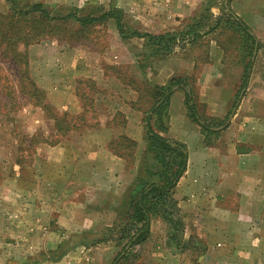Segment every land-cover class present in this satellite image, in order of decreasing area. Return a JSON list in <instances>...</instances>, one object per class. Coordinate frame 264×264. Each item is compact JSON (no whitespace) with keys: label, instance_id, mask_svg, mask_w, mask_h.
<instances>
[{"label":"crops","instance_id":"obj_1","mask_svg":"<svg viewBox=\"0 0 264 264\" xmlns=\"http://www.w3.org/2000/svg\"><path fill=\"white\" fill-rule=\"evenodd\" d=\"M166 1L184 4L200 0ZM50 2L31 3H42L51 9L47 4ZM70 12L80 17L101 15H81L77 8ZM140 13L142 18L149 17L151 26L138 32L174 34V29L161 20L167 19L169 12ZM227 14L245 22L260 41L245 88L243 61L210 58V67L217 69L204 66L195 74L196 59L186 57L181 59V66L191 63L192 69L186 71L169 64L161 80L157 79L160 86L174 78L188 84L174 88L160 120L165 129L158 126L157 115L152 122L158 133L185 145L188 162L164 206L166 212L152 214L148 238L135 245L145 264H264V59L257 58L259 53L264 56V0H231ZM180 16L184 19L183 14ZM111 20L114 19L97 24ZM70 21L82 28L75 19L61 22L67 25ZM181 31L187 35L190 28ZM134 38L139 42L133 50L140 55L146 48V39ZM84 51L83 47L67 44L60 35L28 47L30 76L60 114L80 116L92 106L97 112L93 124L72 129L56 143L44 139L35 147L29 141V146L36 148L31 163L22 165L12 158L0 162V252L2 256L7 253V259L21 260L20 264H45L34 262L33 256L39 245L49 243L52 218L63 238L82 231L98 235L123 225L129 210V191L141 173L148 145L147 109L139 103L136 91L107 74L105 62L133 63L138 69L146 64L138 63L137 55L130 61L112 60L109 52L97 49L90 51V59H86ZM84 79H90L99 92L89 96L90 106L79 93V82ZM187 89L194 101L197 96L209 99L206 109L210 110L204 115L196 100L205 119L222 120L232 110L227 123L215 127L213 134L202 130L190 117L185 102ZM43 111L32 102L22 108L21 113L28 119V137L36 136L47 122ZM118 116L124 119L118 123L119 128ZM123 136L136 143L134 163L112 150V143ZM111 240L110 237L101 241L103 245L90 247L79 242L54 264H72L76 260L87 264L88 254L90 264H95L98 251Z\"/></svg>","mask_w":264,"mask_h":264},{"label":"rangeland","instance_id":"obj_2","mask_svg":"<svg viewBox=\"0 0 264 264\" xmlns=\"http://www.w3.org/2000/svg\"><path fill=\"white\" fill-rule=\"evenodd\" d=\"M33 1L35 0H29V2L28 0H24V5L31 4ZM47 4L51 7L55 15H65L76 8L81 15L101 14L102 11L109 9V11L120 10L122 12L121 14L125 27L129 32L133 29L146 31L150 28L151 20L147 19L149 17L146 16H144V18L138 16V14H141L140 12L148 13L150 11H158L160 14H164V12L170 13L167 19L161 18V20H163L165 24L167 23V26L174 29L172 31H174L177 37L176 43L171 46L169 50H163L161 47H157V45H154V47L146 46L145 50H143L140 55L138 54L139 52L135 54L133 50L134 47H136V43L139 42L138 38L132 37L130 40H127L129 38H122L119 35L114 20L102 24H92L87 28H81L79 24L71 21L67 25L60 22L68 28L67 31H62V39L67 42V44L83 47L85 49L84 52H86V59H90V51L97 49L100 52H109L110 54L107 55H110L109 57H111L112 60H119V58H121L122 60L124 59V61H130V57L137 55L136 58L138 63L144 61L146 66L143 69L140 67V69L136 68L133 63H123L119 65L105 62V67L108 75L116 77L122 83L137 92V96H140L139 103L142 104L145 109L150 106V102L148 101L149 91L147 90L149 87H153L156 84L160 86V84L157 83V79L161 80L164 76L163 70L168 69L167 65H177L179 69L184 68V70L187 71L192 69L191 63H187V65H183L182 67L181 59L192 57L197 61L193 68L194 73L197 74L203 70L204 66L211 70L217 69L212 66L210 67L209 64H212L210 58L241 63L242 61L245 62L248 57V46L246 47L245 45L243 34L237 29L236 25L231 22L230 16L227 14V0H200L196 2L193 1L192 3L186 2L184 4L179 2H167L166 0H159V2H157V0H51V2ZM8 8V2L6 0H0V12H6ZM190 12L194 13L190 14ZM179 14H183L184 19ZM188 28H190L191 32L187 35H184V33L182 34L181 30H187ZM211 44H214L213 48H211ZM215 44L218 46L215 47ZM256 49H258V47ZM260 57L264 59V56H261L259 53L257 58L259 59ZM1 62L0 58V64L3 65L4 63ZM3 67L8 69V66L5 64ZM161 71H163V73L160 75L159 72ZM9 74L12 73L10 72ZM157 75L158 77H156ZM16 79V76L11 77V88L7 89L10 90L11 93L8 97L0 94V162L4 158H12L19 164L26 165L27 162H32L36 154V144L44 139L50 143H55L53 141L61 139L64 136L63 129L64 126H67V123L63 121L56 122L53 118H49L47 122L40 127L38 135L33 138L30 136L28 137V132H26L28 126L27 115L23 112L21 113V111L28 102L35 101L37 103L38 98L36 96V98L32 97L30 95L32 92L29 91L21 93L20 89L25 91L26 87L19 86L20 81H16ZM22 82L26 83L27 81L23 80ZM78 88L79 93L84 97L86 106L91 105L89 96L99 95L96 86H94L90 79L80 80ZM115 89L117 92L120 91L118 87H115L114 90ZM30 91L32 90L30 89ZM196 100L199 104L201 113L203 115L205 112L208 113L210 108L206 109V105H208L209 99H205L204 97L199 98L197 96L195 102ZM37 106L42 108L40 105ZM90 108L92 111L89 110ZM90 108H88L89 113L85 115V119L87 123L90 122V124H93L97 111L93 106ZM43 112L46 114L45 110ZM9 117H12V119H9ZM121 119L122 117L118 116L116 118V124H118ZM119 124L117 128H119ZM76 132L79 131L77 130ZM118 137L116 139H118ZM29 141L32 142V146H35L34 148L29 146V143H31ZM135 149L136 146L133 150L127 148L123 149L131 152V155L127 156L128 162H135ZM55 221L56 220L52 218V234L49 243L39 245L33 256L34 262L42 261L45 264H54L59 261L58 259L62 257L63 252L66 253L79 242L86 243L87 247H90V245H92L91 243L95 241V243H97L95 246H98L103 245L101 242L102 240L106 241L111 237L112 240L109 242L110 244H104L105 247L102 248L100 253L98 251V260L94 263L112 264L114 258L121 251L123 242L125 241V239L124 241L121 240V236H126L127 234L124 231V228L127 229V222H125L121 226H116L107 232L105 230L98 235H94L90 231H82L76 235H71L69 238H63L56 228ZM136 250L137 248L134 246L131 253L118 264H145V260L141 258V255L138 256V251ZM4 251L5 250H3V252ZM9 251L11 252V249ZM1 254L0 252V264H20L21 262V260H17L16 258L8 257L9 259H7V253H3V256ZM59 255L61 256L58 257ZM47 256H49V258ZM88 256L89 260L87 264H90V254H88ZM79 261L80 260H76L75 263L72 264H79Z\"/></svg>","mask_w":264,"mask_h":264},{"label":"trees","instance_id":"obj_3","mask_svg":"<svg viewBox=\"0 0 264 264\" xmlns=\"http://www.w3.org/2000/svg\"><path fill=\"white\" fill-rule=\"evenodd\" d=\"M6 1L9 4V10L6 13H0V58L8 66V69L3 67L4 64H0V94L6 97L9 96L11 91L7 89L11 88V77L16 76V81H20L19 86L26 87L25 91L20 89V92H32L30 95L38 98L37 103L35 101L32 103L40 105L45 110L47 119L53 118L56 122L63 121L67 123V126H64V129L62 128L64 135H67L72 129L89 127L90 122L87 123L85 114L89 113L90 109L80 116H70L68 113L60 114L49 103L44 91L37 86L30 76L28 47L31 44L39 43L55 36H61L62 31H67L68 28L60 22L68 19H75L80 23L82 28H87L92 24L101 23L108 20V18H112L115 20L122 38L143 37L146 39V46L154 47V45H157V47H161L163 50H169L176 43L177 39L176 35L171 33L153 35L140 33L136 29H133L131 32L127 31L120 10L108 11L99 16L80 17L73 12L64 16H58L54 15L51 9L42 3H31L25 6L24 0ZM230 1L227 0L228 6ZM230 19L243 34L245 45L246 47L248 46V57L245 61L242 75V88H245L253 67L254 50L260 44L245 22L237 19L234 14L230 15ZM10 72L12 74H9ZM23 80L27 82H22ZM182 84L188 87L187 82L184 80L174 78L165 86L155 85L149 87L147 90L149 91L148 101L150 102V106L145 112L148 139L147 150L142 159L141 173L136 178L128 194L127 229L124 228L127 234L126 236H121V240L124 241L125 239V241L112 264H118L122 259L127 257L131 248L148 238L152 214L157 213L159 210L166 212L164 206L168 203L170 193L186 171L188 154L185 145L178 141H170L167 137L154 130L152 125L153 118L157 115L160 122L157 121L158 126L161 129H165L160 120H163L165 109L169 104L174 88ZM237 101L236 99L233 108L237 105ZM185 102L190 117L208 134L215 133V127L225 125L232 114L231 110L222 120L205 119L200 114L199 108L189 89L186 92ZM140 107L142 106L140 105ZM9 119H12V117H9ZM123 122L124 119L122 118L119 123ZM57 141L53 142L56 143ZM135 146V141L123 136L118 141L112 143V150L117 155L127 157L131 155V152L123 149L133 150ZM91 244L96 243L93 241Z\"/></svg>","mask_w":264,"mask_h":264}]
</instances>
